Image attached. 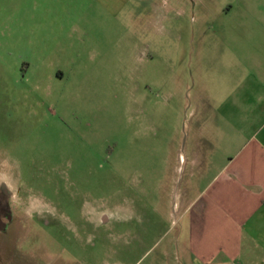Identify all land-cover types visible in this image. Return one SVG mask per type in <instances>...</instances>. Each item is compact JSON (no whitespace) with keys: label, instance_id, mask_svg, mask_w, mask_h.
<instances>
[{"label":"rangeland","instance_id":"374dc122","mask_svg":"<svg viewBox=\"0 0 264 264\" xmlns=\"http://www.w3.org/2000/svg\"><path fill=\"white\" fill-rule=\"evenodd\" d=\"M181 2L0 0V247L21 264H179L229 58L264 59V0Z\"/></svg>","mask_w":264,"mask_h":264},{"label":"crops","instance_id":"0c3cea01","mask_svg":"<svg viewBox=\"0 0 264 264\" xmlns=\"http://www.w3.org/2000/svg\"><path fill=\"white\" fill-rule=\"evenodd\" d=\"M181 1L170 0L172 10ZM192 1L195 8L207 5V0ZM233 11L232 4L222 9ZM229 61L239 64L229 66L234 70L216 106L220 118L212 120L208 136L213 176L199 194L177 205L179 264H264V59ZM10 215L0 214V233L9 227ZM4 247L0 264H21L15 238L7 252Z\"/></svg>","mask_w":264,"mask_h":264}]
</instances>
